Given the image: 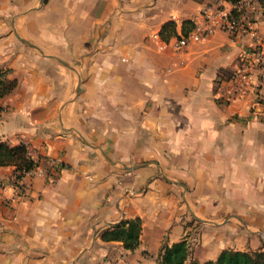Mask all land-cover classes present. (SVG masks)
Here are the masks:
<instances>
[{
	"label": "crops",
	"instance_id": "1",
	"mask_svg": "<svg viewBox=\"0 0 264 264\" xmlns=\"http://www.w3.org/2000/svg\"><path fill=\"white\" fill-rule=\"evenodd\" d=\"M202 1L0 0V79L15 83L0 142L45 170L18 192L0 166V264H157L183 239L199 262L264 250V117L249 90L223 98L239 40L174 47ZM134 218L135 249L102 240Z\"/></svg>",
	"mask_w": 264,
	"mask_h": 264
},
{
	"label": "built area",
	"instance_id": "2",
	"mask_svg": "<svg viewBox=\"0 0 264 264\" xmlns=\"http://www.w3.org/2000/svg\"><path fill=\"white\" fill-rule=\"evenodd\" d=\"M190 27L179 34L174 47L179 49L212 36L218 31L230 33L239 40V52L232 69L224 100L230 101L252 92L249 117H264V0H203L198 12L189 20ZM34 160V159H33ZM34 165L19 177L12 178L9 186L22 192L35 175L45 174L43 166Z\"/></svg>",
	"mask_w": 264,
	"mask_h": 264
},
{
	"label": "trees",
	"instance_id": "3",
	"mask_svg": "<svg viewBox=\"0 0 264 264\" xmlns=\"http://www.w3.org/2000/svg\"><path fill=\"white\" fill-rule=\"evenodd\" d=\"M172 22L165 23L160 31L164 38L172 33ZM190 27V25H189ZM189 27L187 29H189ZM186 30V29H185ZM227 79L231 78L233 72L222 71ZM228 74V75H227ZM15 83L0 79V97L10 92ZM29 151L24 143L11 145L8 142H0V166H13V174L17 178L20 172L30 169L34 165ZM141 231V220L139 218L122 220L101 233L102 240H118L124 248L133 250L139 243ZM157 264H264V250H238L223 249L215 259L199 262L190 259V245L186 239L171 245H163L158 255Z\"/></svg>",
	"mask_w": 264,
	"mask_h": 264
}]
</instances>
